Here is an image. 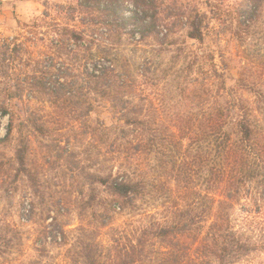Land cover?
I'll return each instance as SVG.
<instances>
[{
  "label": "rangeland",
  "instance_id": "374dc122",
  "mask_svg": "<svg viewBox=\"0 0 264 264\" xmlns=\"http://www.w3.org/2000/svg\"><path fill=\"white\" fill-rule=\"evenodd\" d=\"M87 1L91 4L98 2L0 1V40L15 37L27 45L26 49L5 62L10 67L2 70L1 74L6 73L2 81L17 82V76L23 81L52 55L50 39L56 37V34L50 32V24L67 23L82 29L83 19L99 18L98 12L81 6ZM120 1L137 8L133 0ZM156 1L159 34L153 33L136 41L141 34H128L129 29L135 27L134 23L128 25V30H114L112 39L117 44L108 54V59L116 69L128 72L133 79L138 77L142 68L156 70L149 82L142 85L145 100L140 103L135 92L132 100L137 109L142 108L141 105L144 107L143 112L137 113L160 120L162 132L159 146H148L141 162L131 161L133 166L143 161L142 166L147 175L145 179L149 182L152 196L144 198L139 212L124 211L111 218V225H120L122 229L133 228L136 221L143 218L142 213H145L143 216L148 212L156 213L164 219L167 211L171 212L169 209L175 204L174 201L187 205L196 200L203 203L204 207L207 206L206 199L210 193L207 191L210 186L209 172L207 167L200 166L197 155L207 151L208 147L216 149V141L212 135L220 126L224 131H234L228 122L218 119L230 120L240 105L251 107L250 111L256 107L253 114L259 120L258 129L264 133V0ZM194 19L203 25V42L188 37V23ZM147 21L151 22L150 17H147ZM22 23H28L31 27L24 29ZM32 29L47 31L49 36L45 41H35L32 34H28ZM89 29L90 27L88 34L91 33ZM65 58H56L54 62L65 61L76 67V71H82L88 60L82 53L73 60ZM26 96L27 94L24 95L25 98ZM6 98V94H0V100ZM42 101L44 99L40 96L35 99L34 102L40 105L38 109L41 107L42 111L51 112L49 103ZM67 116L68 111L66 114H53L48 119V124L53 127V137L61 142L60 148H47L42 140L40 143L36 138L32 139L29 164L33 183L37 188L32 187L25 177L11 199L4 195V184L12 181L16 172L17 164L12 162L16 140L0 146V227L1 217L19 227L21 208L28 194L32 195L37 206L31 224L21 225L19 228V237H22L18 240L19 245L9 257L0 258V264H36L38 260L68 264V246L51 245L47 247L48 252L38 250L44 249V246L41 247V239L44 227L50 221L48 214L54 208L61 206L64 216L60 221L71 237L77 235L76 228L81 222L90 224L91 227L99 225L94 218L93 209H82L86 200V195L82 193L86 180L81 167L88 166L94 171L104 164L109 167L108 170L112 167L116 170L119 163L108 146L112 140L99 135L98 111L92 113L86 126ZM7 123L8 119L4 118L2 135ZM87 129L89 134L86 133ZM263 145L264 140L260 142V146ZM73 152L76 155L70 158V153ZM73 165L78 168L74 169ZM87 187L85 192L89 193ZM240 208L238 206L234 211V218L240 213ZM252 208L257 213L242 226L244 233L258 243V249L237 264H264V209L259 211L256 207ZM111 228H103L96 238L109 243L110 236L114 233L110 232ZM32 259L37 261L33 262Z\"/></svg>",
  "mask_w": 264,
  "mask_h": 264
},
{
  "label": "trees",
  "instance_id": "16d2710c",
  "mask_svg": "<svg viewBox=\"0 0 264 264\" xmlns=\"http://www.w3.org/2000/svg\"><path fill=\"white\" fill-rule=\"evenodd\" d=\"M97 1L96 4L90 1L81 4L100 14L99 18L83 19L82 29L67 23L50 24V32L56 34V37L49 38L52 55L29 73L25 81H20L17 76V82H3L6 73L1 72L10 67L5 62L26 49V43L15 37L0 40V94L7 95L6 99L0 100V146L13 140L17 144L12 159L17 168L13 180L4 184L5 197L11 199L25 177L32 187L37 188L29 164L33 138L40 143L42 140L47 148L61 147V142L53 137V127L48 124L53 114L68 111L70 120L81 121L86 126L92 113L98 111L99 135L112 140L108 146L119 163L116 170L114 167L108 170L104 164L94 171L88 166L81 167L86 180L82 190L86 200L82 209H93L99 225L91 227L81 222L76 228L77 235L71 237L60 221L64 216L61 206L54 208L48 214L50 221L44 227L41 239L44 249L38 250L48 252L47 247L51 245L68 246V264H237L258 249V243L244 233L242 224L257 213L252 207L259 211L264 209V145L260 146L264 133L258 129L259 120L253 114L256 107L250 111L251 107L240 105L230 120L218 119L228 122L235 132L224 131L220 126L212 135L216 149L208 147L204 153H198V163L207 167L209 172L207 191L210 193L206 207L196 200L187 205L174 201L169 209L171 212L167 211L164 219L148 212L145 216L140 213L143 218L137 220L131 229L111 225L113 216L124 211L139 212L144 198L152 196L143 161L135 166L131 161L141 162L148 146H159L162 142L160 120L137 113L143 112L144 107L140 104L142 108L137 109L132 100L134 92L140 103L145 100L142 85L149 82L156 70L142 68L136 79L126 71L117 70L108 59L109 50L117 44L112 39V32L128 30V25L134 23L135 27L129 29L128 34L138 32L141 37L136 41H140L150 34H159L160 25L156 0H133L137 8L124 5L120 0ZM45 17L49 18V15ZM147 17H150V23ZM21 26L24 29L31 27L28 23ZM188 27L190 39L205 41L204 28L198 20L189 22ZM28 34H32L35 41H45L49 36L47 31L34 29ZM80 53L88 59L82 71H76V67L65 61L54 62L56 58L64 57L73 60ZM38 96L44 99L42 102L49 103L51 112L42 111L41 107L38 109L40 105L34 102ZM4 118L8 123L2 135ZM86 133H90L88 129ZM75 155L70 153V158ZM73 168L78 167L73 165ZM86 187L89 193L85 192ZM238 206H241L240 213L234 218ZM36 209V202L28 194L21 208L18 228L1 217V259L9 257L19 245L18 240L22 239L19 228L31 224ZM107 227H112L110 232L114 233L109 243H104L96 235L98 237L99 232ZM36 264L52 263L38 260Z\"/></svg>",
  "mask_w": 264,
  "mask_h": 264
},
{
  "label": "crops",
  "instance_id": "0c3cea01",
  "mask_svg": "<svg viewBox=\"0 0 264 264\" xmlns=\"http://www.w3.org/2000/svg\"><path fill=\"white\" fill-rule=\"evenodd\" d=\"M25 1V0H24ZM26 1H28V0H26Z\"/></svg>",
  "mask_w": 264,
  "mask_h": 264
},
{
  "label": "water",
  "instance_id": "95a60500",
  "mask_svg": "<svg viewBox=\"0 0 264 264\" xmlns=\"http://www.w3.org/2000/svg\"><path fill=\"white\" fill-rule=\"evenodd\" d=\"M0 1H3V0H0Z\"/></svg>",
  "mask_w": 264,
  "mask_h": 264
}]
</instances>
